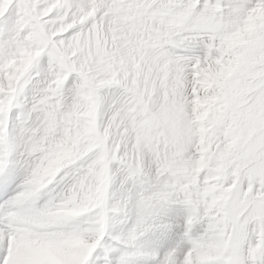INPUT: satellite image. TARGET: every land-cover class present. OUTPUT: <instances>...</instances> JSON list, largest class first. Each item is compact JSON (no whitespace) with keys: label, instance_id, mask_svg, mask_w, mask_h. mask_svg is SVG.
<instances>
[{"label":"snow or ice","instance_id":"1","mask_svg":"<svg viewBox=\"0 0 264 264\" xmlns=\"http://www.w3.org/2000/svg\"><path fill=\"white\" fill-rule=\"evenodd\" d=\"M0 264H264V0H0Z\"/></svg>","mask_w":264,"mask_h":264}]
</instances>
